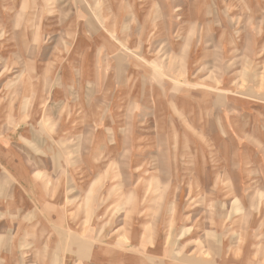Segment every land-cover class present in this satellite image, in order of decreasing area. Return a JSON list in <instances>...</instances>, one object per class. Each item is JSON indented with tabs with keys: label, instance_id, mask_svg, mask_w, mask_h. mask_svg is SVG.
<instances>
[{
	"label": "rangeland",
	"instance_id": "1",
	"mask_svg": "<svg viewBox=\"0 0 264 264\" xmlns=\"http://www.w3.org/2000/svg\"><path fill=\"white\" fill-rule=\"evenodd\" d=\"M122 1L0 0V126L50 191L0 198V264H264V0L212 7L248 17L230 64L256 68L211 90L173 22L143 49Z\"/></svg>",
	"mask_w": 264,
	"mask_h": 264
},
{
	"label": "crops",
	"instance_id": "2",
	"mask_svg": "<svg viewBox=\"0 0 264 264\" xmlns=\"http://www.w3.org/2000/svg\"><path fill=\"white\" fill-rule=\"evenodd\" d=\"M122 2L128 6V37H131V32L133 31L132 38L135 39V30H141L142 27L146 31L143 36L144 39L148 37L149 41L143 42V49L150 42L149 46L151 48L160 46L159 40L162 37V32L167 30V22H173L174 34L178 35L175 43L176 49L180 47L181 52L183 48L189 49L191 56L188 70L194 83L203 86V88H197V90H211L208 89V79L214 69L220 70V76L227 81L228 85H231L238 80L243 70L253 71L256 68V65L252 62L244 63L243 61H238L230 64V55L232 53H237V51L244 49L254 53L256 40L250 38V41L247 42L248 17H244L243 22H239L240 17H216L212 7L225 4L223 0H174V14L167 13L168 0H123ZM199 9L200 11L198 12ZM242 29L243 31L241 32ZM239 34L240 38L238 37ZM135 46L132 45L133 49ZM128 47L130 48L131 45L129 44ZM215 54L222 55L221 62L218 64L214 62ZM196 94H199V92ZM215 102L216 100L212 99V107L208 106L212 111L215 109ZM210 112L207 113L206 117L208 126H210L209 120L213 116V114L210 115ZM5 126H0V198L11 197L12 195L16 197L18 195L17 192L20 194L21 190L25 191L33 200H36L37 197L50 196V191L46 188L44 180L37 179L35 177L36 174L33 172L24 171L23 167L30 166L32 162L28 164L22 156L20 157L16 153L11 156L7 152L10 148L15 149V147H10V145L15 146L18 134L15 131L7 133ZM12 126L16 127V124ZM208 132H210L209 129ZM42 160L46 167L49 166V159ZM45 172L50 177L49 167L46 168ZM146 238L147 235L144 233L141 237L135 235L136 243L138 241L143 243L144 240H147ZM157 238L158 236L156 235V240ZM156 240L153 244L155 247L157 244ZM79 243L81 245V242ZM134 247L136 248V245ZM148 247L149 249L151 248L150 245ZM133 252L135 254H146L149 250H144L140 253ZM95 257L106 262L115 260L114 255L104 253H99ZM98 260L95 261L96 264L99 263ZM146 260L148 261L149 259H139V264H141L140 262L144 264Z\"/></svg>",
	"mask_w": 264,
	"mask_h": 264
}]
</instances>
